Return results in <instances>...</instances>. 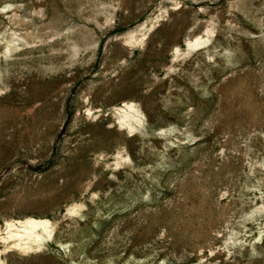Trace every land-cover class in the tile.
<instances>
[{
  "label": "rangeland",
  "instance_id": "374dc122",
  "mask_svg": "<svg viewBox=\"0 0 264 264\" xmlns=\"http://www.w3.org/2000/svg\"><path fill=\"white\" fill-rule=\"evenodd\" d=\"M0 264H264V0H0Z\"/></svg>",
  "mask_w": 264,
  "mask_h": 264
},
{
  "label": "bare ground",
  "instance_id": "6f19581e",
  "mask_svg": "<svg viewBox=\"0 0 264 264\" xmlns=\"http://www.w3.org/2000/svg\"><path fill=\"white\" fill-rule=\"evenodd\" d=\"M195 43L196 42L192 43L191 41H189L188 44L192 46ZM126 106L130 110L137 112V109L134 108V105L132 103H126ZM130 116L135 118V114H130L127 111H125L122 119L125 120ZM12 225L14 224H9L10 227ZM22 227L23 229L21 231L16 230V232H12V231L8 232V238H12V239L15 238L16 240H18V243L16 242L18 247L23 244L25 248H30L32 241L40 240L41 236L35 232V230L38 228H42L47 234H49L48 221L45 219L29 218L23 223Z\"/></svg>",
  "mask_w": 264,
  "mask_h": 264
}]
</instances>
